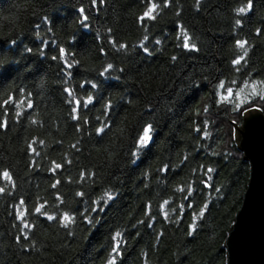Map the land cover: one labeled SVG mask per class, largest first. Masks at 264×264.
Here are the masks:
<instances>
[{
  "label": "trees",
  "instance_id": "obj_1",
  "mask_svg": "<svg viewBox=\"0 0 264 264\" xmlns=\"http://www.w3.org/2000/svg\"><path fill=\"white\" fill-rule=\"evenodd\" d=\"M253 107L264 0H0V264H227Z\"/></svg>",
  "mask_w": 264,
  "mask_h": 264
},
{
  "label": "water",
  "instance_id": "obj_2",
  "mask_svg": "<svg viewBox=\"0 0 264 264\" xmlns=\"http://www.w3.org/2000/svg\"><path fill=\"white\" fill-rule=\"evenodd\" d=\"M235 141L250 163V178L225 248L227 264H264V111L253 107L236 124Z\"/></svg>",
  "mask_w": 264,
  "mask_h": 264
},
{
  "label": "snow or ice",
  "instance_id": "obj_3",
  "mask_svg": "<svg viewBox=\"0 0 264 264\" xmlns=\"http://www.w3.org/2000/svg\"><path fill=\"white\" fill-rule=\"evenodd\" d=\"M251 8V3H249L248 8H240L238 9V12H246ZM156 9V5H153V7L151 9H149V12L146 13L145 15H151V12L154 11ZM86 19V18H85ZM237 23H239V21H237ZM244 44L245 42L242 41H237V45L240 48H244ZM185 47H189L188 42H187V37H185ZM192 47H195V45H192ZM63 51V50H62ZM246 54V52H245ZM241 59H243V57H241ZM234 63H239V60L234 61ZM109 68H111L112 66L109 65ZM91 100V97L89 98ZM98 131H103V129H100ZM151 131H152V126L151 125H147L144 130H143V134L140 137L139 140V144L140 146H146L149 144L150 140L152 139L151 137ZM57 167H59V165H57ZM7 175V174H5ZM0 191H2V189H0ZM37 211H39V209H37ZM51 219V217H49ZM70 218L67 217V215L65 216V222H67Z\"/></svg>",
  "mask_w": 264,
  "mask_h": 264
},
{
  "label": "rangeland",
  "instance_id": "obj_4",
  "mask_svg": "<svg viewBox=\"0 0 264 264\" xmlns=\"http://www.w3.org/2000/svg\"><path fill=\"white\" fill-rule=\"evenodd\" d=\"M253 85H255V84L254 83L251 84V89L256 90V86H253ZM234 95H235V92L233 90L229 89L226 91V94L224 96H225V98L228 99V98H232Z\"/></svg>",
  "mask_w": 264,
  "mask_h": 264
}]
</instances>
